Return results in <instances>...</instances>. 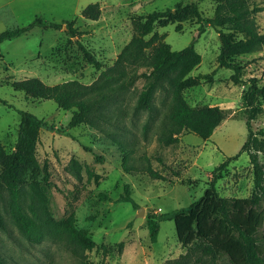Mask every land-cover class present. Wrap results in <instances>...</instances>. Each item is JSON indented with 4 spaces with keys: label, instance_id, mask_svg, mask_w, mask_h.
I'll use <instances>...</instances> for the list:
<instances>
[{
    "label": "rangeland",
    "instance_id": "obj_1",
    "mask_svg": "<svg viewBox=\"0 0 264 264\" xmlns=\"http://www.w3.org/2000/svg\"><path fill=\"white\" fill-rule=\"evenodd\" d=\"M189 1L192 0H0V32L24 25L36 16L61 23L58 28L35 26L0 42V98L13 105L0 102V140L6 151H11L16 141L19 115L15 108L57 126H66L74 110H64L52 99L16 91L9 85L11 80L37 76L47 84L69 79L90 84L114 62L136 32L135 22L142 21L141 16L154 10L174 9L176 3L184 5ZM92 2H98L101 8L97 20L81 16V10ZM247 2L258 8L251 15L264 32V0ZM219 5L217 0L198 1L199 9L208 17L216 13ZM168 16L144 36L154 38L144 50L145 58L126 64L121 76L116 73L105 83L107 98L98 107L102 119L71 127L70 135L40 132L36 165L28 172L27 183L20 185L24 211L30 214L29 203L34 199L36 206L45 204L56 219L71 215L74 225L90 235L98 247L79 255L60 239L30 242L12 220L8 193L4 191L0 193V213L5 221V228H0V264H81L82 260L93 264H177L171 260L187 251L177 239L172 220L160 222L155 242L149 239L146 220L153 213L186 206L199 197L214 167L240 150L247 135L241 95L249 77L264 81V45L238 57L244 63V82L235 84L229 79L230 69L217 67L218 33L206 25L194 43L200 62L188 73L197 78V83L186 87L183 94L190 105H219L226 117L207 139L184 131L176 143L165 145L158 136L167 124L170 86L155 89L150 107L137 108L135 104L149 79L152 46L163 41L179 50L197 33L194 18L181 13ZM70 20L80 32L78 38L101 61V67L84 60L75 37L66 32L65 21ZM251 126L254 130L264 127V101ZM127 151L135 166H143L148 159L172 181L154 179L145 171L125 172L121 163ZM96 155L102 159L97 160ZM259 159L264 162L263 153H259ZM45 172L50 184L43 179ZM126 183L137 207L118 200ZM215 186L222 196L245 197L251 193L253 174L246 152L220 171ZM100 193L105 194L103 199ZM140 207L144 212L137 214ZM259 207L264 215V197ZM259 232L264 235V221ZM193 259V255L189 256L183 264H194ZM212 264L233 263L220 255Z\"/></svg>",
    "mask_w": 264,
    "mask_h": 264
},
{
    "label": "trees",
    "instance_id": "obj_2",
    "mask_svg": "<svg viewBox=\"0 0 264 264\" xmlns=\"http://www.w3.org/2000/svg\"><path fill=\"white\" fill-rule=\"evenodd\" d=\"M198 1L202 0H192L184 5L178 2L174 9L154 10L141 16L143 20L135 22L136 32L122 47L114 62L102 70L99 78L90 84L77 79L47 84L37 76L13 79L9 82L16 91H22L35 98L52 99L64 110L74 109L67 125L57 126L30 111L15 108L19 122L14 148L6 151L0 140V193H8L10 216L27 240L36 243L45 238L60 239L79 255L85 250L98 247L90 235L74 225L71 215L56 219L51 216L45 204L36 206L34 199L29 203L30 214L24 211L20 203V185L27 183V174L36 165V145L40 132L45 130L70 135L71 127L81 123L91 124L96 118L102 119L103 114L98 111V107L107 98L105 83L116 77V73L121 76L126 64L145 58L144 50L154 38L145 39L144 36L152 32L154 24L165 19L167 15L170 17L173 13H181L183 16L194 18L198 23L197 33L188 45L179 50L171 49L169 44L163 41H158L152 46L148 58L151 66L149 79L138 94L135 107H150L155 89L166 84L170 86L171 100L167 124H164L158 136V140L165 145L176 143L184 131L207 139L226 117L225 110L219 105H190L184 97L183 90L197 83L196 77L188 75L200 62V54L194 47L195 40L205 30L206 25L215 28L219 38L217 67L230 69L229 79L238 84L244 82V63L240 62L238 57L264 45V32L257 28L251 15L258 8L250 7L247 0H217L220 2L219 8L211 17L203 15ZM100 13L98 2L88 3L81 10V16L90 20H97ZM35 26L58 28L61 23L46 21L36 16L24 25L1 31L0 42L19 36ZM65 26L66 32L75 37L84 60L96 68L101 67L102 63L95 53L78 38L80 32L73 25V20L65 21ZM247 82L248 86L241 95L247 135L240 150L214 167L208 186L199 197L186 206L153 213L146 220L151 242L157 240L161 221L174 222L177 239L187 251L172 259L173 263L183 264L193 255L194 264H212L220 255H225L233 264H264V235L259 232L264 221L263 212L259 207L264 197V162L259 159V153L264 154V127L254 130L251 126L252 120L262 111L264 81L260 83L256 76H252ZM0 102L13 107L2 98ZM85 149L90 150L88 146H85ZM243 151L247 153L252 166V191L245 197L222 196L216 189V179L220 171L226 169L228 163ZM129 155L127 151L122 158L121 167L125 172L145 171L154 179L172 181L154 168L148 159L143 166L138 167L130 162ZM95 158L102 159L100 155ZM163 166L166 167L165 164ZM43 179L46 184H50L46 172ZM104 195L99 194L101 199ZM118 200L131 202L134 207L138 206L127 183L124 184ZM0 228H5L1 213ZM81 264L93 263L82 260Z\"/></svg>",
    "mask_w": 264,
    "mask_h": 264
},
{
    "label": "water",
    "instance_id": "obj_3",
    "mask_svg": "<svg viewBox=\"0 0 264 264\" xmlns=\"http://www.w3.org/2000/svg\"><path fill=\"white\" fill-rule=\"evenodd\" d=\"M144 212V208L143 207H140V209L138 210V213L137 214H142Z\"/></svg>",
    "mask_w": 264,
    "mask_h": 264
}]
</instances>
